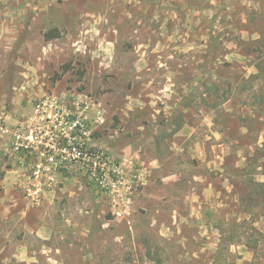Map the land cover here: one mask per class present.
I'll return each mask as SVG.
<instances>
[{"label":"rangeland","instance_id":"rangeland-1","mask_svg":"<svg viewBox=\"0 0 264 264\" xmlns=\"http://www.w3.org/2000/svg\"><path fill=\"white\" fill-rule=\"evenodd\" d=\"M263 58L264 0H0L12 122L45 102L137 176L120 216L76 169L35 202L0 143V264H264Z\"/></svg>","mask_w":264,"mask_h":264},{"label":"built area","instance_id":"built-area-1","mask_svg":"<svg viewBox=\"0 0 264 264\" xmlns=\"http://www.w3.org/2000/svg\"><path fill=\"white\" fill-rule=\"evenodd\" d=\"M46 105L40 102L33 107L31 118L21 116L12 122L7 106L0 102L1 147L9 156L20 160L23 156L30 162L25 185L27 194L39 202L40 194L51 188L60 170L76 169L85 172L111 198L116 215H123L121 204H131L137 176H129L122 162L89 146L77 135L70 133L61 138L54 133V115L44 114ZM72 125H79L81 131L84 129L82 122L76 121Z\"/></svg>","mask_w":264,"mask_h":264},{"label":"trees","instance_id":"trees-1","mask_svg":"<svg viewBox=\"0 0 264 264\" xmlns=\"http://www.w3.org/2000/svg\"><path fill=\"white\" fill-rule=\"evenodd\" d=\"M58 36H59V31L57 28H51V29L44 32V38L46 40H51V39L58 37ZM254 65H255L257 72L255 74H252V77H255V78L261 77L262 79H264V58L261 61L256 62ZM61 68H62V72H65L67 70H70L72 68V66L70 63H65L61 66ZM82 74H83V72H81V75ZM61 75L62 74L59 72L54 73L53 82L60 79ZM263 83H264V81H263Z\"/></svg>","mask_w":264,"mask_h":264},{"label":"crops","instance_id":"crops-1","mask_svg":"<svg viewBox=\"0 0 264 264\" xmlns=\"http://www.w3.org/2000/svg\"><path fill=\"white\" fill-rule=\"evenodd\" d=\"M41 202V201H40ZM54 229H55V227H54ZM57 231V230H56Z\"/></svg>","mask_w":264,"mask_h":264}]
</instances>
